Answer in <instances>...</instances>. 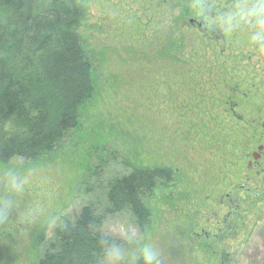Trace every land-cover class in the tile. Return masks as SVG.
Masks as SVG:
<instances>
[{
	"label": "rangeland",
	"instance_id": "374dc122",
	"mask_svg": "<svg viewBox=\"0 0 264 264\" xmlns=\"http://www.w3.org/2000/svg\"><path fill=\"white\" fill-rule=\"evenodd\" d=\"M160 2L86 0L80 33L99 75L98 94L83 113L80 134H69L54 155L0 164V264H36L84 205L107 213L105 185L126 173L120 162L136 152L141 162L170 169L172 182L153 192L144 231L130 212L104 216L99 232L110 242L100 264H134L145 246L156 248L161 264L210 263L204 249L184 252V234L195 220L228 213L225 196L233 188L244 196L232 207L224 264H264V175L255 176L264 165L246 171L264 145V136L252 138L251 125L256 117L264 121V109L244 103L246 75L264 79L260 57H233L231 70V45L197 37L176 52L168 42L172 57L164 47L155 58L162 41L153 36L154 23L166 20V4L162 15L155 13ZM214 18L208 21L218 26ZM231 75L242 82L232 116Z\"/></svg>",
	"mask_w": 264,
	"mask_h": 264
},
{
	"label": "trees",
	"instance_id": "16d2710c",
	"mask_svg": "<svg viewBox=\"0 0 264 264\" xmlns=\"http://www.w3.org/2000/svg\"><path fill=\"white\" fill-rule=\"evenodd\" d=\"M164 1L155 5V13L162 15ZM85 2L0 0V164L49 158L69 134L82 131L83 113L100 87L80 33ZM156 22L153 36L163 44H155V58L161 59L164 47L169 56L168 42L174 43L173 52L184 43L178 29L168 40L163 21ZM136 153L120 162L126 173L105 185L107 213L97 215L94 206L84 205L57 230L36 264H100L110 242L99 232L106 214L130 212L139 229H146L152 215L148 201L161 185L169 186L173 174L141 162ZM137 263L144 264L143 258Z\"/></svg>",
	"mask_w": 264,
	"mask_h": 264
},
{
	"label": "flooded vegetation",
	"instance_id": "af4514ba",
	"mask_svg": "<svg viewBox=\"0 0 264 264\" xmlns=\"http://www.w3.org/2000/svg\"><path fill=\"white\" fill-rule=\"evenodd\" d=\"M203 1L205 0L164 1L166 4V20L164 29L166 31L165 33L167 35V39L170 40V36L172 35L175 36L176 34L173 33L176 29H178L177 37L180 41L189 42V40H191V42L195 43L197 37L200 39L198 41L204 40L206 42L212 41L214 43L218 40V45H231V70L234 65V63L232 62L233 57L251 58L257 56L260 57V62L263 65V68L261 66L259 67L264 72V54L258 53L256 48L249 43V32L247 30H239L233 32L231 33V38L228 39V37H226V33H224L219 26H215L214 24L208 21V19H211L212 17L216 16V10L218 8H220L219 11H225L226 7L229 4L233 3V0H215L216 10L213 9L211 11L208 19H205L204 16L200 14L201 6L205 4L203 3ZM174 20H176V22ZM176 24H178V26ZM171 54L172 53H170L168 57H172ZM188 72L190 74L195 73L192 70ZM240 83L242 84V82ZM240 83H234V79L231 75V116L235 114V110L237 108H240L239 106L241 102L238 103L239 101H237L239 97V91L236 87L238 85L241 86ZM244 84L245 87H247L248 91L246 93L250 95V98L244 95V103L247 102L248 105H252V108L248 107L251 110H263L264 96L262 95L264 94V79L261 78L260 81H257L255 80V78L249 79V76L246 75ZM180 86L182 87V84H180ZM259 87H262L263 89V91L261 92L262 95H258L256 93L257 91H259ZM251 92H253L254 94H251ZM251 125L254 126V133L252 135V138L254 136V138L259 139L260 137L264 136V121L261 122L260 117L254 118L251 122ZM256 132H259V134H256ZM250 158L251 159L248 161L246 170L248 173L250 172V170L252 171L258 169L260 165H264V145L257 146L255 152L250 155ZM262 170L263 171L256 172L255 176L264 175V169ZM240 196H244V194H241V189H231L230 193L226 194L225 196L227 200V206L231 207V209L228 210V213H225L219 219L218 215H214L210 219H205L202 217V219H198L199 221L197 222L196 220L193 221L190 227L188 226V230L185 232L184 236L187 238L186 243H189V245L185 249L183 248L184 252L193 253V249L194 251H199V248L206 250L207 254L210 253V263H208L206 260V262L201 261V263L188 262L189 264H224V255L229 252V247L226 246L227 242H225V240L231 239L230 230H228L227 232V229L231 226V215L235 211L232 207L239 206V204L241 203ZM219 203L222 204V201L220 200ZM105 250L107 255V248ZM45 251L43 252V254L45 253ZM106 255L103 258H105ZM137 262L138 259L135 261L134 264H138Z\"/></svg>",
	"mask_w": 264,
	"mask_h": 264
},
{
	"label": "clouds",
	"instance_id": "9594fccd",
	"mask_svg": "<svg viewBox=\"0 0 264 264\" xmlns=\"http://www.w3.org/2000/svg\"><path fill=\"white\" fill-rule=\"evenodd\" d=\"M214 5L201 6L200 14L209 18ZM213 23L218 24L224 33L231 34L239 30L249 32V43L258 53L264 54V0H233L222 13L216 10ZM144 264H161L159 253L154 246L141 249Z\"/></svg>",
	"mask_w": 264,
	"mask_h": 264
}]
</instances>
